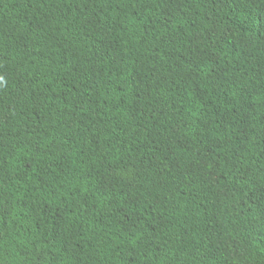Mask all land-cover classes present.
I'll use <instances>...</instances> for the list:
<instances>
[{
    "label": "trees",
    "instance_id": "16d2710c",
    "mask_svg": "<svg viewBox=\"0 0 264 264\" xmlns=\"http://www.w3.org/2000/svg\"><path fill=\"white\" fill-rule=\"evenodd\" d=\"M0 264H264V0H0Z\"/></svg>",
    "mask_w": 264,
    "mask_h": 264
}]
</instances>
